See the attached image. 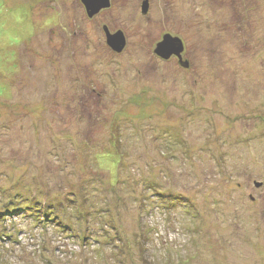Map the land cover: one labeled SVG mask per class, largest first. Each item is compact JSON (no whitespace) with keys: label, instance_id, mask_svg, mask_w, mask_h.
<instances>
[{"label":"rangeland","instance_id":"374dc122","mask_svg":"<svg viewBox=\"0 0 264 264\" xmlns=\"http://www.w3.org/2000/svg\"><path fill=\"white\" fill-rule=\"evenodd\" d=\"M145 1L0 0V264H264V0Z\"/></svg>","mask_w":264,"mask_h":264},{"label":"water","instance_id":"95a60500","mask_svg":"<svg viewBox=\"0 0 264 264\" xmlns=\"http://www.w3.org/2000/svg\"><path fill=\"white\" fill-rule=\"evenodd\" d=\"M86 7L87 13L90 17L98 14L101 10L110 7V0H82ZM148 9L147 1L143 4V12L146 13ZM107 44L116 52H121L125 45L126 39L121 31L116 33H110L107 27H104ZM184 49L183 42L179 37H173L171 35L164 36L163 41L158 45L156 52L164 57L169 58L173 53L180 56ZM188 66V63L185 64Z\"/></svg>","mask_w":264,"mask_h":264},{"label":"flooded vegetation","instance_id":"af4514ba","mask_svg":"<svg viewBox=\"0 0 264 264\" xmlns=\"http://www.w3.org/2000/svg\"><path fill=\"white\" fill-rule=\"evenodd\" d=\"M147 1V5H148V10L147 11H149V8H150V2H149V0H146ZM145 1V2H146ZM111 33V32H110ZM166 35H171V36H173L170 32L169 33H166L165 35H163V38H162V40L161 41H159L157 44H156V48H155V54L157 55V56H159L160 58H164V57H162V56H160L157 52H156V50H157V47H158V45L163 41V39H164V36H166ZM173 37H178V36H173ZM180 38V37H179ZM181 39V38H180ZM182 40V39H181ZM183 42V41H182ZM183 46H184V49H185V45H184V42H183ZM184 49H183V51H182V53H181V55L180 56H178V55H176V54H172L170 57H177L178 58V60H179V63L183 66V52H184ZM188 65H189V63H188ZM187 67V66H186Z\"/></svg>","mask_w":264,"mask_h":264},{"label":"trees","instance_id":"16d2710c","mask_svg":"<svg viewBox=\"0 0 264 264\" xmlns=\"http://www.w3.org/2000/svg\"><path fill=\"white\" fill-rule=\"evenodd\" d=\"M118 161H120V160H117V164H119V162ZM116 186H118L117 184H116ZM28 200V202H30V200L29 199H27ZM1 215V214H0ZM64 224V223H63ZM65 227V225H63L62 226V228H64ZM66 228H68V227H66Z\"/></svg>","mask_w":264,"mask_h":264}]
</instances>
